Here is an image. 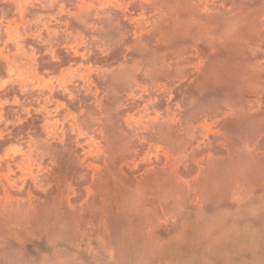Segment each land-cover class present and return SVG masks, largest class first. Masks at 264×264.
<instances>
[{
	"label": "rangeland",
	"instance_id": "rangeland-1",
	"mask_svg": "<svg viewBox=\"0 0 264 264\" xmlns=\"http://www.w3.org/2000/svg\"><path fill=\"white\" fill-rule=\"evenodd\" d=\"M0 264H264V0H0Z\"/></svg>",
	"mask_w": 264,
	"mask_h": 264
}]
</instances>
